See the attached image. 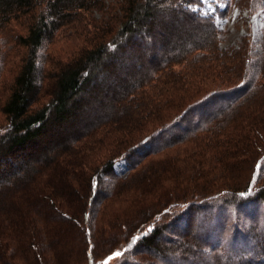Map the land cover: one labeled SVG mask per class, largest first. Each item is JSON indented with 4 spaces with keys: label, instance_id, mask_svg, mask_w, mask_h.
Returning a JSON list of instances; mask_svg holds the SVG:
<instances>
[{
    "label": "trees",
    "instance_id": "trees-1",
    "mask_svg": "<svg viewBox=\"0 0 264 264\" xmlns=\"http://www.w3.org/2000/svg\"><path fill=\"white\" fill-rule=\"evenodd\" d=\"M199 5L0 0V264H264V39Z\"/></svg>",
    "mask_w": 264,
    "mask_h": 264
},
{
    "label": "rangeland",
    "instance_id": "rangeland-1",
    "mask_svg": "<svg viewBox=\"0 0 264 264\" xmlns=\"http://www.w3.org/2000/svg\"><path fill=\"white\" fill-rule=\"evenodd\" d=\"M200 5L193 7L200 15L214 17L216 24L222 30L221 34V47L229 49L230 47L236 45L243 35L249 33L252 35L254 41H261L264 39V10H258L255 13H250L237 3V0H199ZM16 24V23H15ZM12 24L9 27V31L5 35H0V50H6L8 53L7 66V78L13 72L14 67L22 55V51L18 49L17 51H10L12 49V42L10 40V35L12 33L23 32L20 25ZM81 41L78 40L70 31L62 33L57 37L52 44L48 45L47 49L44 50V56L50 59L55 58L57 60L69 59L71 56L78 52L81 47ZM48 60V59H47ZM6 125L4 117L0 114V127ZM264 175V167L262 170ZM110 208L117 207V203L111 202L109 204ZM197 212V211H196ZM199 212V214L203 213ZM227 213L230 216L235 214L234 209H229ZM208 213V212H205ZM246 214V213H245ZM262 215V219H263ZM245 222L244 228L250 229L253 232H258L260 229L256 227L252 219L244 215L242 219ZM261 220L258 219L257 224L260 228L264 229V225L261 227ZM258 226V225H257ZM262 229V230H263ZM256 230V231H254ZM259 236H261L259 234ZM225 248V243L219 244L217 248ZM210 250V249H209ZM211 252V251H210ZM115 260L112 259L113 263Z\"/></svg>",
    "mask_w": 264,
    "mask_h": 264
},
{
    "label": "snow or ice",
    "instance_id": "snow-or-ice-1",
    "mask_svg": "<svg viewBox=\"0 0 264 264\" xmlns=\"http://www.w3.org/2000/svg\"><path fill=\"white\" fill-rule=\"evenodd\" d=\"M133 243H135V240H133ZM113 255L118 257V256L121 255V253L120 252H116ZM108 259L110 260V259H112V257H109ZM105 264H107V261H105Z\"/></svg>",
    "mask_w": 264,
    "mask_h": 264
}]
</instances>
